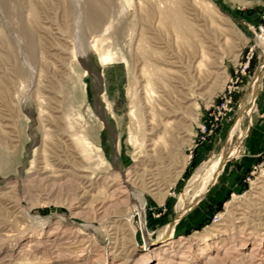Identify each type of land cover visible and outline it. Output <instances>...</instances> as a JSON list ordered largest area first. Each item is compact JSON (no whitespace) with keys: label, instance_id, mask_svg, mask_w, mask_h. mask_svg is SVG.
I'll return each instance as SVG.
<instances>
[{"label":"rangeland","instance_id":"374dc122","mask_svg":"<svg viewBox=\"0 0 264 264\" xmlns=\"http://www.w3.org/2000/svg\"><path fill=\"white\" fill-rule=\"evenodd\" d=\"M168 1L206 57L197 115L154 164L129 129L142 92L136 43L162 38L182 60L188 43L161 29L145 0H104L108 28L98 35L68 25L78 14L84 22L87 0H0V264H264V46L254 32L264 0H211L221 11L213 15L202 0ZM96 38L102 46L85 48L82 62L78 42ZM101 51L115 57L102 62ZM236 122L238 154L178 215L181 197L189 203L198 188L188 186L195 171L223 151ZM81 136L89 153L72 142ZM133 187L146 198L143 227L137 212L127 219ZM168 225L170 251L148 247L144 226L155 236Z\"/></svg>","mask_w":264,"mask_h":264},{"label":"bare ground","instance_id":"6f19581e","mask_svg":"<svg viewBox=\"0 0 264 264\" xmlns=\"http://www.w3.org/2000/svg\"><path fill=\"white\" fill-rule=\"evenodd\" d=\"M145 1L149 3L148 6H150L151 8L150 10L157 15L159 27L163 30L170 29V31H174V33L176 34V38L179 41L187 42L189 45L188 48L191 49L190 55L187 56L189 57V59L182 60V58L178 59V56H176L175 54L173 55V53L167 51V45L165 43V40H163L162 38H157V40H155V43L149 46V41H147L148 38H146L145 35L141 34L136 43L137 51L141 54V58L143 59L141 61L138 57L141 63L140 74L142 77V84H140V90H142V92L141 95H138L139 98L137 99V101H135V99L133 100L134 102L129 113V129L131 134V141L138 142V140H140V146L144 148L145 151L150 152L148 155L153 159V162L155 164V162H158L157 160H160V158H162L164 152H167L168 156L170 155V152L172 150H170V148L173 144L172 141H174L175 138L179 137V134L188 128L189 124L187 123V121L191 118V116L197 115V99L199 95L198 89L200 88L201 84V69L206 57V50L202 41L198 38L199 36L195 32L194 27L191 26V24L183 15L180 6H173L168 0H160L159 2H155L153 0ZM202 7L206 9V12L211 15H213L214 13L221 14L219 8L211 0H202ZM107 12L108 11H106L104 0H87V3L84 7V22L79 19L80 15L78 14V16H75V23L72 21L73 23H68V25L69 27H71V25L75 26L76 24L77 27L82 28V25L86 23V27H89L98 35L100 31L102 32L103 28H108L106 26L108 24H105ZM101 32L100 34H102ZM78 38H80V36ZM83 41L84 39L81 41L83 44H81L80 41L78 42L79 47L77 50V55L79 59L85 63L86 60L84 57V49H90L91 47L95 48L96 46L100 45L102 46L104 40H98L96 38L92 42L88 41L85 44ZM99 55L102 62H107L115 57V55L113 56V53L111 51H101ZM158 63L161 64L159 65ZM262 66L264 67V64ZM260 72L254 77L253 81L251 82L252 89L247 92V95L243 101V107L247 105V102L253 101L255 97V92L259 85L258 83ZM135 83L133 82L132 85L134 87H139V85L137 86ZM133 86L132 89L134 92ZM136 87L135 89L137 90ZM135 93H137V91H135ZM250 108H244L242 109V112L250 110ZM238 121L240 122V120ZM239 122H236L235 126H233L230 130L229 142L223 149V151L215 159L205 162L195 171L188 186H195L196 184L198 188L195 189L193 197L190 199V201L188 200L189 203L184 202V200L186 199L184 196L181 197L177 206L178 215H182L184 212H186L188 208L192 204H194L192 203L193 200H196L197 197L202 196L208 186L210 184L212 185L215 182L225 160L230 156L238 154L239 147L237 145H233L231 143V139L234 135H236L235 133L240 131ZM72 142H79L82 147L81 152L84 154L89 153L86 147L90 142L86 137L81 136L78 139L74 138ZM95 150L97 153L96 155L101 158L100 160L102 162H105V159L100 154V148H97ZM72 153L74 154V152ZM137 167L138 166L136 165V168ZM132 170H135V168ZM120 171L122 172V169H120ZM154 172L147 171L146 173L147 175H150L151 178V181H149V186L155 184L152 183V181H154L155 179ZM127 184H129V182ZM156 186L157 184L155 185V187ZM129 195L131 199L130 205L132 211L130 215L128 214L127 219L131 220L129 219L130 217H132L131 214L133 212H137L140 215V222L141 226L143 227L145 216L144 214L146 210L145 195L142 191L135 189L134 187L130 189ZM61 216L63 218H68L65 214ZM144 232L146 234V238L148 237L149 239H151V241L147 244L148 247L152 244L162 243V245L160 244L162 246L161 252L165 253L170 251L171 246H174L173 242L175 241L173 234V225L164 227L160 231V233L155 236H153V234L151 233H148V231L145 230V226Z\"/></svg>","mask_w":264,"mask_h":264},{"label":"built area","instance_id":"2783aa9c","mask_svg":"<svg viewBox=\"0 0 264 264\" xmlns=\"http://www.w3.org/2000/svg\"><path fill=\"white\" fill-rule=\"evenodd\" d=\"M256 40L264 46V15L262 21L255 28Z\"/></svg>","mask_w":264,"mask_h":264}]
</instances>
